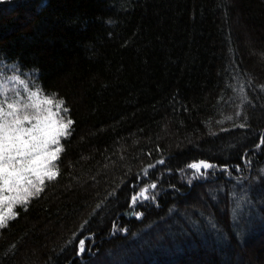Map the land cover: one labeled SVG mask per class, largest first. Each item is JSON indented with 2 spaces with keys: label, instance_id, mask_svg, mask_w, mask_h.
Listing matches in <instances>:
<instances>
[{
  "label": "trees",
  "instance_id": "1",
  "mask_svg": "<svg viewBox=\"0 0 264 264\" xmlns=\"http://www.w3.org/2000/svg\"><path fill=\"white\" fill-rule=\"evenodd\" d=\"M0 65L73 120L0 264H264V0H0Z\"/></svg>",
  "mask_w": 264,
  "mask_h": 264
},
{
  "label": "snow or ice",
  "instance_id": "2",
  "mask_svg": "<svg viewBox=\"0 0 264 264\" xmlns=\"http://www.w3.org/2000/svg\"><path fill=\"white\" fill-rule=\"evenodd\" d=\"M3 88L0 82V95H5ZM29 99L32 103L24 105V111L20 102L7 103L5 108L6 95L0 102V228L6 227L10 218H16V204L26 205L31 197L43 191L46 179L52 180L58 175L54 161L64 150L61 138L70 135L73 124L71 118L64 120L56 110L63 105L62 100L56 105L47 95L41 98L39 92L30 93ZM28 107L43 113L35 117L34 123L27 114ZM63 111L66 113L68 109L63 108ZM189 167L200 172L212 165L200 160ZM146 193L147 189H143L140 195L147 199ZM136 199L132 197L133 203ZM80 251H84V241H80Z\"/></svg>",
  "mask_w": 264,
  "mask_h": 264
},
{
  "label": "rangeland",
  "instance_id": "3",
  "mask_svg": "<svg viewBox=\"0 0 264 264\" xmlns=\"http://www.w3.org/2000/svg\"><path fill=\"white\" fill-rule=\"evenodd\" d=\"M0 82H3L4 84L3 92L7 97V102L4 104L5 108H7V103L20 102L21 110L24 111L23 106L32 103V101L29 99L30 93L37 92L34 86L29 81L27 82L26 80L22 79L10 67L0 65ZM5 95H0V102H3L5 100ZM40 97L43 98L41 95ZM54 104L58 105L57 103ZM56 110L59 112L60 116L64 120H66L61 106ZM26 111L29 117L32 119L33 123L35 122V117L43 114L39 111V109L34 107H28ZM26 126L30 127L31 125L26 124Z\"/></svg>",
  "mask_w": 264,
  "mask_h": 264
}]
</instances>
